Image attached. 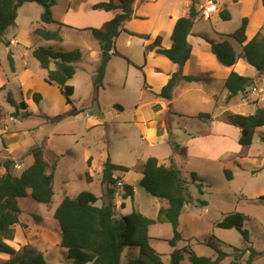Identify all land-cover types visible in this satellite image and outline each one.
I'll list each match as a JSON object with an SVG mask.
<instances>
[{"label": "rangeland", "instance_id": "374dc122", "mask_svg": "<svg viewBox=\"0 0 264 264\" xmlns=\"http://www.w3.org/2000/svg\"><path fill=\"white\" fill-rule=\"evenodd\" d=\"M87 1L55 0L56 4L52 7L53 19L56 22L65 19V12L68 8L72 9L74 13H79L80 11L76 9L87 3ZM93 1L99 2V0ZM210 1L216 5L219 14L221 11L228 10L231 14V19L223 20L219 15H216L218 13L212 14L209 18L204 16L203 11ZM186 2L188 6L190 4V8L185 7ZM193 2H195V8L198 12L194 32H198L206 42L208 39L216 42L227 40L231 42L238 54L241 53V46L227 34L235 31L240 26L243 18H247L248 25L251 21L252 29H256L260 24L264 23V5L262 0H249L247 7H245L246 4L245 6L243 4H234L231 8L222 6L218 0H156L154 2L152 1L149 5L142 4V7L144 8L146 6L145 10L149 11L150 19L148 18L142 22L132 19V21L126 23L125 27H131L137 32L142 31L141 33H146V35L135 34L134 38H129L130 35L136 32L123 28L116 42V50L119 55L114 59V63L118 65L117 72L120 74V77L117 81L110 82L109 77L111 74L108 75L106 83L101 87L100 94L95 100H93L94 93L90 92V89H92L91 81L89 83L90 77L94 79L93 69L95 64H88L94 62V55L93 53L86 52L82 61L80 63L78 62V65L82 64L81 66L86 67L91 72L90 75H83L80 70L71 81L78 88L75 96L71 98V101L79 113L76 116H65L63 119L55 120L64 115V112L68 109V106L62 101L64 97L61 94V90L58 89L56 92V103L58 104H55L54 101L53 108L49 112L51 116V119H49L50 124L39 126L34 133V138L33 135H30L29 140L25 142V145L29 146L38 143L39 147L45 151L44 155L47 163L51 165V168L55 166V195L51 206L37 203L30 195L18 200V205L22 210L19 215V220L22 223L21 228L24 233L29 235L31 243L25 245L19 244V247L13 244V247L11 246L12 248L21 250L23 247H30L36 251L44 252V257L48 264H69L67 250L58 246L61 238V230L57 221L54 219L53 207L58 206L65 197L73 198L82 192H90L103 201L104 187L102 185L101 169L103 160L101 156L104 157L105 153H110L112 163L129 169L137 165V159L139 160V158L146 159L148 157L159 156L161 158L167 157V161L165 162L167 166H173L180 170L181 176L187 183L189 193L192 196L193 201L188 205L192 207H190V211L195 219H191L185 215L181 228L178 230L181 239L177 246L179 249L187 248L188 251L191 249L199 256L215 258L217 257L215 250L206 244V242H210L221 251L229 254V257L220 264H231L234 256L239 253L237 250H244L245 248H254L264 253V128H258L254 132L252 144L247 147H241L238 144L239 135L237 132H230L227 142L228 154L218 160L212 158L201 159L193 156L187 159L179 156L177 151L181 147L190 149V145L186 141L189 138V134L193 131L191 127H195L196 123L193 122L195 120L193 119L194 117H189L185 121H178L181 124L180 127L173 129L174 134L168 137L165 143H161L155 149H151L148 146V141L141 138L142 132L139 126H137L138 123H132L133 115L138 104L152 100L154 93L156 94V92L162 91L167 84L161 88L162 82L160 81V76H166L169 72V66L176 65L163 55L157 61L152 60V51L159 47V44L156 46L157 37L160 36L167 43H170L171 30H169V26L172 19L175 17L179 19L189 16L194 5ZM244 2L246 3V0ZM43 11L42 6L30 2L24 3L19 9L15 24L4 35V41L6 43L0 42V84L4 81L7 83L4 71L7 73L8 79L11 77V74L9 75L11 71L10 57L14 56L20 71L22 70L23 64L26 63L25 67L34 74L30 84L37 87L41 84L40 89L43 88V83L40 78L41 68L33 54L26 55L25 60H22L21 57L23 58L25 54L22 44L17 45L14 50L7 43L15 35L21 41L26 42L28 38V36L26 38V34L30 32L31 37L34 39L31 42L37 44V47L34 49L44 47L58 51L55 47H48L46 45H54V43H46L43 40L39 41L37 39L39 37L34 33L41 23V14ZM90 12L93 11L85 10L84 14L79 18L81 19L78 22L80 25L78 24L79 26L75 27H80L81 25H98L102 21L101 17L104 15L94 21L86 20L89 18ZM117 12L105 13L115 15ZM71 21H73V17ZM107 22H103L100 27ZM53 27V24L48 25V28ZM160 29L162 30L161 33L158 32ZM167 30H169V34H166ZM62 31L65 32L63 35L67 45L65 48H61L66 51L72 49L73 46L83 49L91 47L93 49L97 45L96 38L89 32L78 33L71 29H63ZM126 41H130L131 44L127 45ZM161 47L163 48L162 44ZM11 50L14 55L10 53ZM207 62L208 64H212L209 61ZM155 65H158V68L162 69L163 72L158 71L159 74L163 73L162 75L157 74ZM178 68V71L170 77L178 74L179 71L182 72L183 76L184 67L181 69L178 66ZM209 68L213 69L212 66H209ZM249 68L245 71V74L256 75L254 85H251L246 92L233 96L230 100L232 107H234L233 112L244 113L243 115L245 113H253L257 108H264V96L261 95L258 97L252 94V87H259L262 83L260 82L261 76L257 71L255 73L251 67ZM77 69L79 68L77 67ZM123 69L129 71L128 78L122 77L121 73ZM152 69L154 73L156 72L155 75L152 74ZM186 71L195 77L200 75L199 70L194 66V60H191L186 65ZM210 76L211 74H205L203 79L199 78L200 76L196 77L201 82L196 83L193 87L206 89L205 87L208 83L204 79ZM147 78L150 82L154 78L152 87H155L156 92L149 90L148 84L146 83ZM181 81L189 82L179 77L178 83ZM126 82L127 87L124 90L119 85ZM112 83H118V86L113 87L111 86ZM12 85L11 89L16 93L14 97L18 101L20 99L18 90L20 85L19 83H12ZM210 86L216 89L220 87L215 85V83L210 84ZM210 89L215 90L211 87H208L206 90ZM142 90L143 93H141ZM189 97L190 95L188 94L177 99L175 101V107L180 108L185 105V100H189ZM6 99L7 92L0 91V104L11 109L12 106L7 104ZM115 104L121 105L124 111L114 108ZM188 107L192 110L191 115L193 116H199L200 113L204 112L212 113L216 110L212 104H201L199 98L195 99L191 105L188 104ZM11 110L14 112V109ZM81 111L83 112L81 113ZM141 113L147 118L149 108L141 109ZM3 114L5 120H3L5 122L3 128L4 130H11L13 119L10 117L12 114L11 112L6 113L4 109ZM116 114H119V116L116 117ZM87 115L91 117L87 118ZM208 116L210 117L211 115ZM172 118L173 120L170 123L176 124V119H183L184 117L178 116L176 119L174 117ZM95 120L100 121L101 126L99 128L90 126V124L94 125L98 123ZM36 121L38 122L35 119L29 120L21 123V126L30 128ZM185 122L188 125L186 126L188 129L186 131L183 129ZM46 137L49 139L42 143ZM90 152H92L91 157L94 158L92 168H90L91 166L87 162L88 157L86 158ZM119 154L122 157L121 160L117 157ZM226 171L230 173L231 179L226 175ZM20 175L17 173V176ZM115 175L116 178L121 179L117 184L115 198L118 202L125 203L127 207L124 209L122 205L120 206V203H117V210H119L117 215L119 214V217L126 214L131 215L136 211L134 209H141L144 217L158 220L162 207L157 211L156 204L153 205L152 202H149L152 200L155 202L154 198L156 197L151 196L142 188L141 181H139L141 174L133 170H129L128 172L119 170L115 172ZM88 178H91L92 181H89ZM127 184L140 188L137 197L136 195L134 197V202L131 197L126 200L123 198V186ZM202 201H206L207 206H203L201 204ZM235 213H240L244 216L243 229L249 233L250 242H246L242 233L236 229L225 230L217 228V224L220 221L226 216ZM43 220L47 222V227L43 232L34 234V232L28 230V226L31 223L34 227L35 225L37 226L35 232L40 231L41 229L39 227L44 225ZM149 237L150 245L156 252L162 255L164 264L170 263L171 253L174 251L169 242L174 237L172 225L167 222H157L151 225L149 227ZM137 254V247H127L122 255V264H128L130 259L135 257V255L137 256ZM248 256L249 253L244 255L238 261V264H247ZM168 257L170 258L168 259ZM185 258L186 260L183 264H190L188 254ZM4 262L0 259V264H4ZM252 264H264V254L256 257Z\"/></svg>", "mask_w": 264, "mask_h": 264}, {"label": "trees", "instance_id": "16d2710c", "mask_svg": "<svg viewBox=\"0 0 264 264\" xmlns=\"http://www.w3.org/2000/svg\"><path fill=\"white\" fill-rule=\"evenodd\" d=\"M136 1L107 0L98 2L92 6V9L106 12L118 11L113 19L100 28L76 29L53 19L52 7L56 4L55 0H0V42H5L4 35L15 24L19 9L24 3L28 2L37 3L43 7L42 23L58 25V29L55 31L47 30L44 27L37 28L34 31L44 41L65 43L62 28L71 29L78 33H91L98 41L101 50V60L96 69L93 83V100H95L103 86L108 63L114 55H119L116 50V39L120 36L124 24L133 19ZM262 2L264 5V0ZM193 3L189 16L179 18L175 24L171 36L172 46L169 49H164L161 47L162 38L158 36L156 40V46L159 44L156 53L165 56L181 69L192 56V45L188 39L192 35V29L198 17L195 2ZM219 16L223 20L231 19L228 10L221 11ZM247 27L248 20L243 18L240 26L229 35L241 46L240 54L227 40L216 42L208 39L207 42L211 45V53L215 55L220 65L233 67L239 59H243L254 67L260 75H263L264 35L259 32L248 42ZM32 54L40 63L42 69L48 71L46 81L58 86L66 97L67 103L72 106L71 111L55 120L63 119L65 116H76L79 111L71 101L75 89L69 84V81L76 74V63L82 59V51L80 49L54 51L51 48L38 47L33 50ZM10 60L12 63V57H10ZM51 64L55 65V69H51ZM179 77L189 82L199 80V78L193 76H182V72L179 71L178 74L170 78L158 96L171 101ZM251 85H254L253 78L241 76L234 71L231 72L225 83L230 99L239 93L246 92ZM34 98L39 101L40 95H34ZM7 102L17 108L14 114L15 117L20 113V109L27 110L26 103L22 101L19 105H16L10 93L7 95ZM28 116L30 114L26 112L22 118L25 119ZM2 117L3 113L0 108V119ZM201 117L209 118L208 114H200L199 118ZM226 117L231 125L240 128L239 144L243 147L250 146L254 132L258 128L264 127V109H258L255 114L249 116L228 113ZM32 155L34 157L33 164L20 176L14 174V165L10 160L0 161V167L6 169V173L0 177V254L9 256V260L5 261L4 264H48L44 253L30 247L16 250L6 242L14 240V226L21 224L19 215L22 210L18 205L19 199L30 195L37 203L49 205L55 195V166L51 168V165L46 162L41 147L33 149ZM91 160H88L89 165ZM119 170L128 172L130 169L112 163L110 157L104 161L102 170L104 199L102 206L97 205L100 198L90 192H82L74 198L65 197L55 210L54 219L61 230L59 247L67 250L69 264H122V255L125 249L134 246L138 248V254L130 259L128 264H164L162 255L150 245L149 227L157 222L170 223L174 230V237L169 240L174 249L171 253L170 264H183L187 254L190 264H220L229 257L228 253L221 251L210 242H206V244L215 250L217 255L215 258L199 256L191 249L188 251L187 248L179 249L177 247L181 241L178 232L180 216L184 207L193 201L187 183L182 178L179 169L160 164L155 157H150L143 165L142 188L151 196L165 200L168 203L167 208L160 210L158 220L148 219L138 211L126 216L119 217L117 215L115 194L120 179L115 177V172ZM226 175L231 179L229 172L226 171ZM88 179L92 181L91 178ZM123 191L124 199L133 198L135 195V188L128 184L123 186ZM201 204L207 206L206 201H202ZM122 207H124L123 204ZM243 225L244 216L235 213L226 216L217 224V228L236 229L242 233L246 242H250L249 233L243 229ZM237 251L239 253L234 256L231 264H238V261L248 253L246 263L252 264L256 257L264 254L254 248Z\"/></svg>", "mask_w": 264, "mask_h": 264}, {"label": "crops", "instance_id": "0c3cea01", "mask_svg": "<svg viewBox=\"0 0 264 264\" xmlns=\"http://www.w3.org/2000/svg\"><path fill=\"white\" fill-rule=\"evenodd\" d=\"M102 1H107V0H99V2H102ZM152 1L154 2L156 0H137L135 3V6H134V18H133V20H140L142 22L143 20H147L148 18L150 19L149 11L145 10L146 6L143 8L142 4L149 5L152 3ZM248 1L249 0H246V3H245L244 0H218V2H220V4L222 6H225L226 8H231V6H233L234 4H237V5L243 4L244 6L246 4L245 7H247L249 5L247 3ZM96 3H98V2L93 1V0H88L87 3H85L81 6L82 7L81 10H80V8H81L80 6L78 9H76L77 11H80L79 13L78 12L74 13V11L72 9L68 8L65 12V19H61L62 21H57V22L64 23V24L69 25L71 27H74L76 29H87V28H92V27L100 28V25L103 22L110 21L111 19H113V17L116 14L115 15H112L110 13L108 14V13H105L106 11L105 12L104 11H94L92 9V6ZM185 7L190 8L191 6H190V4L188 6V3L186 2ZM85 10L93 11V12H90L89 18L86 20L94 21V20L100 19V17L102 15H104L103 17H101L102 21L100 23L97 21L99 23L98 25H93V26L81 25L80 27H75V26L80 25L78 22L81 21V19H79V18L82 14H84ZM263 12H264V10H263ZM216 15H219V13ZM71 16L73 17V21H71L72 20ZM246 16H248V15H246ZM68 19H70V20H68ZM177 20H178V18L175 17L174 19H172V21L170 23V26H169V30H171L170 31V38L172 36V33H173V30H174V27H175ZM73 22L75 25L73 24ZM126 23H128V22H126ZM126 23L124 24L125 30H130V31L136 32V33H133V35H130L129 38H134L135 34L146 35V33H141L142 31L137 32L135 29H133L131 27H129V28L125 27ZM251 24L252 23L250 21V24L248 25L247 31H246L248 42L251 41L259 32H261V33L263 32V35H264V23L260 24L256 29L255 28L252 29ZM53 25H54L53 28H48V25L41 22L38 25V27H40V28L44 27L45 29H47V30L51 29L52 31L57 30L58 26L55 24H53ZM31 29H32V27H31ZM63 29H67V28H62V30ZM169 30H167L166 34H169ZM158 32L161 33L162 30L160 29V30H158ZM64 33L65 32L62 31V34H64ZM231 33H229L227 35H230ZM27 36H28V38H27ZM26 38H27L26 42L21 41L19 39V37L17 35H15L13 38H10V40L8 41L9 46L11 48L13 47L14 50L16 49L17 45L22 44V46L24 47L23 51H25L23 58L21 57L22 60H25V58L27 57L26 55H30V53L32 54L33 49L35 47H37V44H33L31 42L34 39L31 37L30 32H27ZM37 39L39 41H42V39H40V38H37ZM139 40H142V39H139ZM188 40H189L190 44L192 45V56H191V59L185 64V66L183 68V76H193V75H190V73L186 71V65H188L191 62V60H194V66L200 72V75H199L200 77L199 76H196V77L203 79L205 74H211V76L209 78L205 77V79H204V81L206 83H208V85H209V86L206 85L205 88L207 89L208 87H211L212 89H215V90H211V89L206 90L202 87L201 88L193 87V85H196V83H200L201 81H198V82L197 81H194V82H186V81L182 82L181 81L180 83H178V85H176V87L174 89L172 100L168 101L166 99L159 97L158 95L161 93V91L156 92L155 87H152L154 78H153L152 82H150L147 78L146 83L148 84L149 90L151 92L155 91L156 94L154 93L152 100L138 104V106L135 109L134 115H133L132 123H135V124L138 123L137 126H139V128L142 132L141 138L145 141H148V146L151 149H155L159 145H161V143H165L166 139L174 134L173 129H177V127H180L181 124L178 123V121H181V120L185 121V119H187L189 117H194L193 119H195V120L193 122H195L196 124H195V127H191V129L193 131L191 134H189V138L186 141V143L188 145H190V149H187V147H181L177 151L178 155L182 156L183 158H187V159H189L190 157L193 156V157L201 158V159L212 158V159L218 160L222 156L228 154L227 142H228V138L230 136V132H234V133L237 132L239 135V140L241 137L240 128H238L234 125H231L228 122L226 115L228 113H233V114H238V115L244 114V113L233 112L234 107H232V103L230 101L231 99L229 98V91L225 87L226 80L228 79L229 75L233 71L236 72L237 74L241 75V76L250 77V78H253L255 80V76H256L255 74H254L255 76L247 75V74H245V71L247 69H250L249 67H251L256 73V69L254 67H252L251 65H249L243 59H239L238 63L236 65H234L233 67H224L222 65L220 66V64H218V61L216 60L215 55L211 53V45L208 42H206L198 32H196V31L194 32V27L192 29V35L189 36ZM117 41H118V38L116 39V42ZM44 42L54 43V45L53 44H46V45L48 47H55L56 50H58V51L64 50L63 48H65L67 45L65 37H64L65 43L59 42V41H44ZM126 42H127V45L131 44L130 41H126ZM94 45H96V44H94ZM97 46H98V48H97ZM162 46L165 49H169L172 46V40L170 41V43H167L166 40L162 39ZM61 47H63V48H61ZM116 48H117V43H116ZM74 49H80L82 51V58L85 56L86 52H90L91 54L93 53V55H94L93 61L94 62L88 63V64H93V63L95 64L94 69H93L94 78H95L96 69H97V67L100 63V60H101V50H100V46H99L98 41H97V45L93 49H91V47H89L88 49L87 48L83 49L80 47H74L73 46L72 49L67 50V51H72ZM8 50H10V49H8ZM64 51H66V50H64ZM155 51L156 50H153L152 51L153 54H151V56H153V58H152L153 61H157L158 58L161 56L159 54H156ZM10 53L12 54L13 51L11 50ZM12 55H14V54H12ZM116 57H117V55H114L112 57V59L110 60V62L108 63V66L106 69V75H105V78L103 81V86L106 83V78L108 75L111 74V76L109 77L110 82H115L120 77V74L117 72L118 65H117V63H114V61H115L114 59ZM206 60L212 64H208V62ZM81 61H82V59L79 61V63ZM79 63H76V67L79 68L76 70V75H77V72H79L80 70L82 71L83 75H86V74L90 75L91 72H89L86 69V67L81 66L82 64L78 65ZM25 66H26V63L23 64L22 70L20 71V68L17 66V62L15 60V57L12 56L11 71L9 72V75L11 74V77L8 79V75L4 71V76H5V79L7 80V83H5V81H4L3 83L0 84V91H6L7 95L10 93V95L12 96V99L14 100L16 105H19L22 101H24L27 105V110L20 109V111H19L20 113L18 114L17 117H15L14 114L17 110L16 107L11 105L12 106L11 109H14V112H12V110L9 109L7 106H3L0 104V108L2 110V113H3V109L6 111V113L11 112L12 115L10 118L13 119L11 130H9V129L4 130V128H3V126L5 125V122H3L4 114H3V117L0 119V161L10 160L11 163L14 165L13 170H14V174L16 176H17V173H18V175L22 174L27 168H29L33 164L34 157L32 155V150L39 147L38 143H35L32 146H29V145H25V142L29 140L30 135H33V138H34V133L39 128V126L50 124L49 119H51V116L49 115V112L53 108L52 105L54 104V101H55V104H58V103H56V101H57V93L56 92L58 91L59 88H58V86L52 85L46 81L48 71L42 69V67L40 66V63H39V66L41 68L40 78H41V82L43 83V88L40 89L41 84L38 85V87L30 84L32 79H33L32 76L34 74ZM209 66H212L213 69L209 68ZM169 67H170L168 69L169 72L166 74V76H164V77L160 76V78H161L160 81L162 82L161 88H163L168 83L169 79L171 78L170 76L173 73H175L176 71H178V69H179L177 65L169 66ZM51 69H55L54 64H51ZM155 70L157 71L158 75L163 74V73H160V74L158 73V71H162V69L158 68V65H155ZM153 71L154 70L152 69V74L155 75L156 72L154 73ZM128 72L129 71H126L123 69V71L121 73L122 77L128 78ZM76 75L74 76V78L76 77ZM202 75H204V76H202ZM259 75L257 74V76H259ZM260 76H259L260 82H262V83L259 85V88L264 90V87H263V84H264L263 79L264 78H263V75H260ZM193 77H195V76H193ZM71 81L72 80L69 81V84L74 87L75 92H74L73 96H75L76 90H78V88L76 85L72 84ZM90 81H91V83H90ZM12 83H19V85H20L18 87L19 94H20V99L18 101L14 97V95L16 93H14L13 90L11 89V87L13 86ZM89 83L92 86V89H90V92L93 93L94 79L90 77ZM212 83H215V85H218L220 87L218 89H216V88L210 86V84H212ZM111 86L117 87L118 83H112ZM119 86H121L125 90L127 87V82L122 83ZM148 88H147V90H148ZM179 92H180V94H178ZM141 93H143V90ZM37 94L40 95L39 101H36V99L34 98V95H37ZM61 94L64 97V98H62L63 103L65 102V104L68 106L67 111L64 112V114H66L67 112L71 111L72 106L67 103V99L62 92H61ZM188 94L190 95V97H189V100H187V101L185 100V105H183L180 108L175 107V101L177 99H179L180 97H182L183 95L186 96ZM253 95H256L259 97L261 95L264 96V93L263 94H253ZM220 96H224V97L220 98ZM197 98H199V101L201 104H205V105L212 104V105H214V108L216 109L214 112H212V113H210V112L209 113L208 112L200 113V114L211 115L209 118H207V117L199 118V116H197V115H195V116L191 115L192 110L189 109L188 104L191 105L192 102ZM6 102H7V99H6ZM7 104H9V103L7 102ZM146 107L149 108V113L147 115V118H145V115H143V113H141V109H145ZM114 108H117L120 111L123 110V107L121 105H118V104H115ZM258 109H264V108L263 107L257 108L253 113H245L244 116L253 115L257 112ZM26 112H28L30 114V116L23 119L22 116ZM82 115H84V114H82ZM118 116H119V114H116V117H118ZM178 116L184 117V118L183 119H176V117H178ZM203 116H205V115H203ZM86 117L90 118L91 116L87 115ZM172 117H174L176 119V121H175L176 124L170 123L171 120H173ZM33 119L38 120L39 123L36 121L35 124L30 126V128L21 126V123H24V122H27V121L33 120ZM91 119H89V120H91ZM95 121L98 123H96L94 125L90 124V126L94 127V128H97V127L99 128L101 126L100 121H97V120H95ZM95 121H92V122H95ZM186 126H188V125L185 122V125L183 128L185 131L188 130ZM47 139H49V138L46 137L42 143H44ZM239 140H238V144H239ZM186 143H185V146H186ZM30 144H32V143H30ZM44 154H45V151H44ZM91 155H92V152H90L86 156V158L88 157L87 160L92 159L91 164H90V166H91L90 168H92V165L94 163V158L91 157ZM110 156H111L110 153H107V154L105 153L104 157L101 156V158L103 160V162L101 164L102 170L104 167V161ZM117 157L119 160L122 159L120 154ZM110 158L112 161V157H110ZM149 158L150 157H148L146 159H141V158H139V160L137 159V162H138L137 165L130 168V170H133L134 172L141 174V179L139 178V181H141L143 178V175H142L143 165L145 164V162ZM155 158H157L159 160L160 164L167 166L165 164V162L167 161L166 160L167 157L161 158L159 156H155ZM44 159L46 160L45 155H44ZM46 162H47V160H46ZM167 167H169V166H167ZM5 173H6V169L4 167H0V177L2 175H4ZM134 188H135V195L137 197L138 190L140 188H138L136 186ZM135 195H134V197H135ZM134 197L132 198L133 202H134ZM154 199H155V202L153 200L149 201V202H152L153 205L156 204V206L158 208L157 211L161 207L162 208L168 207V203L165 200H160V201H162V202H160L159 199L158 200H157V198H154ZM116 201H117V199H116ZM117 203H120V202L117 201ZM102 204H103V201L100 199L97 202V205L100 207V206H102ZM122 204L124 205L123 208L126 209L127 208L126 204L120 203V206ZM49 205L51 206L52 203ZM49 205H47V206H49ZM58 206L53 207L54 213H55V210L57 209ZM142 207H144V206H142ZM190 207H191L190 205H186L184 207L182 214L180 216V219H179V229L181 228V224L184 221L185 215H187L191 219H195V217L193 216V214L190 211ZM134 210L138 211L139 213L142 212L141 209L140 210L134 209ZM118 211L119 210H117V212ZM144 212H146V211L144 210ZM54 213H53V215H54ZM126 215H122V216H126ZM43 222H44V225L42 227H39L41 229L40 231L35 232L37 226L35 225V227H34V225H32L31 223L28 226V230L30 232H34V234H40L47 227V222L45 220H43ZM21 224L14 226V230H15L14 240L13 241H6L10 246L15 244L17 247H19V244L25 245L27 243L28 244L31 243V239H30L29 235L24 233V231L21 228ZM148 233H149V231H148ZM161 239H165V238H161ZM60 240H61V238H60ZM59 243H60V241L58 242V246H59ZM14 249H16V248H14ZM42 253H44V252H42ZM169 258L170 257H168V259ZM0 259H2L3 261H8L9 256L5 255V254H0ZM168 264H170V263L168 262Z\"/></svg>", "mask_w": 264, "mask_h": 264}, {"label": "built area", "instance_id": "2783aa9c", "mask_svg": "<svg viewBox=\"0 0 264 264\" xmlns=\"http://www.w3.org/2000/svg\"><path fill=\"white\" fill-rule=\"evenodd\" d=\"M214 13H218V8L216 7L215 4H213L210 1L208 5L206 6V8L204 9L203 15L209 18ZM252 90H253L252 94H263L264 93V90L257 86L252 87Z\"/></svg>", "mask_w": 264, "mask_h": 264}]
</instances>
